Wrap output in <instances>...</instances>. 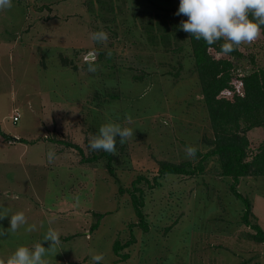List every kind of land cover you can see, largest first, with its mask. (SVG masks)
<instances>
[{"label": "rangeland", "instance_id": "374dc122", "mask_svg": "<svg viewBox=\"0 0 264 264\" xmlns=\"http://www.w3.org/2000/svg\"><path fill=\"white\" fill-rule=\"evenodd\" d=\"M178 7L179 0H12L0 10V130L6 135L0 133V230L9 228L12 214L26 217L0 237V258L33 247L51 228L61 243L48 264H264V241L253 238L244 204L230 191L232 179L218 173L214 159L201 174H166L153 187L137 183L147 230H130L138 222L132 181L143 175L151 182L160 162L195 164L185 144L202 152L211 147L187 34L173 30V21H183ZM160 22L168 26L167 43ZM101 29L107 41H92L89 34ZM237 47L243 56L218 54L237 75L249 71L251 54L261 63V33ZM99 50L103 59L95 58ZM15 111L20 116L13 121ZM108 122L134 133L123 144L117 138L111 160L81 162L66 142L87 157L98 154L103 150H90L88 142ZM245 135L250 159L264 129L254 126ZM237 189L249 199V222L264 231V176L241 177ZM32 224L35 230L26 231ZM131 232L135 242L117 254L113 242ZM93 254L103 260L92 261Z\"/></svg>", "mask_w": 264, "mask_h": 264}, {"label": "trees", "instance_id": "16d2710c", "mask_svg": "<svg viewBox=\"0 0 264 264\" xmlns=\"http://www.w3.org/2000/svg\"><path fill=\"white\" fill-rule=\"evenodd\" d=\"M186 19L187 17L182 14V20ZM156 24L160 31V39L167 43L169 38L167 24L165 22ZM172 25L174 31L179 29L175 21L172 22ZM186 34L194 60V70L198 76L202 99L212 129V137L208 140L211 147L204 152L196 148L195 156H197V161L195 164L190 162L178 164L168 161L160 162L157 173L152 177L151 182L148 177L143 175H138L132 181L133 188L129 192L130 202L138 222L130 223V230L136 225L140 226L144 231L147 230V222L142 211L143 190L141 186L136 185L137 183L141 181L146 183L148 181V186L153 187L157 184V178L166 174L174 173L188 176L201 174L205 170L207 161L214 159L218 162V173L223 176H229L232 179L229 186L230 191L241 199L244 204L243 220L255 230L252 235L253 238L258 241H264V231L257 224H251L248 220L249 199L237 189V184L241 177L248 175L264 176V142L259 145L258 151L254 152L252 157L248 159V140L245 135V132L254 126H260L264 129V52L262 53L260 64L256 63L254 54H251L249 71L242 75H237L231 61L226 57L218 56V54L222 53L220 48L224 42L223 40L210 46L203 39L196 40L190 33L186 32ZM261 35L264 37V27L261 29ZM228 55L236 58L243 56L238 47L232 53H228ZM95 56L96 59H103V51H96ZM233 78L238 82L236 83L238 87H236ZM227 90L232 91V93L221 96V93H227ZM0 133L3 137L6 136L1 130ZM66 145L77 150L81 156V162H90L98 159L100 155H105L108 160L112 158L111 153L104 151L87 157L78 144L66 142ZM185 145L191 146L189 144ZM107 170L111 175L114 174L109 163H107ZM123 190L124 187L120 186L119 191L122 192ZM96 216L100 219L103 213H97ZM97 222L91 224L90 232L98 226ZM134 240L135 236L131 232L128 240L124 242L115 240L113 249L118 254L119 250L130 246L135 242ZM120 255L123 257L126 254Z\"/></svg>", "mask_w": 264, "mask_h": 264}, {"label": "clouds", "instance_id": "9594fccd", "mask_svg": "<svg viewBox=\"0 0 264 264\" xmlns=\"http://www.w3.org/2000/svg\"><path fill=\"white\" fill-rule=\"evenodd\" d=\"M12 7V0H0V10ZM183 14L187 17L179 25L185 32L213 45L223 40L221 52L232 53L242 42L251 43L256 40L264 27V0H179V7L176 15ZM90 39L95 42H104L108 39V33L104 30L93 31ZM89 71H95V66L90 65ZM134 129L121 126L120 123L108 122L102 124L98 132L92 134L88 146L92 151L103 150L108 153H115L117 138L123 144L131 137ZM196 148L186 147V154L194 157ZM54 151H49L48 158L54 159ZM3 215H0L2 219ZM9 220V228L0 230V237L5 236V231L15 232L21 225L26 224L24 212L18 211L12 214ZM36 225H28L26 231L35 230ZM42 241H49L45 247ZM59 233L54 229H48L43 239L33 247L19 246L5 258H0V264H48V255L55 245L60 244ZM92 261L103 260L101 254H93Z\"/></svg>", "mask_w": 264, "mask_h": 264}, {"label": "built area", "instance_id": "2783aa9c", "mask_svg": "<svg viewBox=\"0 0 264 264\" xmlns=\"http://www.w3.org/2000/svg\"><path fill=\"white\" fill-rule=\"evenodd\" d=\"M19 116H20V114H19L17 111H15V112L12 114V120H13V121H16V120L19 118Z\"/></svg>", "mask_w": 264, "mask_h": 264}, {"label": "bare ground", "instance_id": "6f19581e", "mask_svg": "<svg viewBox=\"0 0 264 264\" xmlns=\"http://www.w3.org/2000/svg\"><path fill=\"white\" fill-rule=\"evenodd\" d=\"M93 98V97H92ZM99 160V159H98ZM147 180V179H146ZM148 182V181H147ZM149 192V191H148ZM151 192V191H150ZM98 223V222H97Z\"/></svg>", "mask_w": 264, "mask_h": 264}]
</instances>
